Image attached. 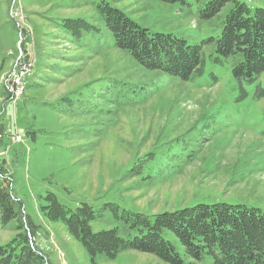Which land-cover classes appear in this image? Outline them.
<instances>
[{"label":"rangeland","instance_id":"374dc122","mask_svg":"<svg viewBox=\"0 0 264 264\" xmlns=\"http://www.w3.org/2000/svg\"><path fill=\"white\" fill-rule=\"evenodd\" d=\"M209 1L0 0V182L31 221L27 238L45 264H92L62 222L44 217L48 193L68 210L111 203L155 215L220 202L264 214V97L252 96L264 89V74L242 86L241 99L231 61H206L186 82L146 71L114 47L98 9L108 4L151 33L200 45L220 35L231 8L205 20ZM237 1L264 9V0ZM66 20L85 25L72 29ZM23 51L36 61L14 98L10 75ZM115 225L104 213L91 228ZM16 226L0 228V245ZM96 263L163 264L130 250Z\"/></svg>","mask_w":264,"mask_h":264},{"label":"trees","instance_id":"16d2710c","mask_svg":"<svg viewBox=\"0 0 264 264\" xmlns=\"http://www.w3.org/2000/svg\"><path fill=\"white\" fill-rule=\"evenodd\" d=\"M152 1L186 5L185 0ZM226 5L231 8L220 35L200 45L170 34L151 33L108 4L98 9L114 47L128 53L146 71L186 82L203 74L206 61L215 66L231 61L242 99L248 97L242 86L254 85L264 74V9H250L237 0H210L200 15L211 19ZM65 22L72 29L85 25L82 20ZM252 96L263 98L264 89L257 85ZM5 186L0 182V228L11 221L17 226L16 236L0 245V264H45V256L32 250L27 238V230L33 228L31 221ZM44 200V217L62 222L92 264L100 257L111 260L123 250L151 255L163 264H203L206 259L212 264H264V214L255 208L212 202L150 215L121 210L111 203L98 210L87 204L68 210L50 193ZM104 213L111 214L116 225L93 231L91 223Z\"/></svg>","mask_w":264,"mask_h":264},{"label":"built area","instance_id":"2783aa9c","mask_svg":"<svg viewBox=\"0 0 264 264\" xmlns=\"http://www.w3.org/2000/svg\"><path fill=\"white\" fill-rule=\"evenodd\" d=\"M18 10L15 11L13 17L16 19L18 17ZM20 21H23V18L20 16L18 18ZM36 59L32 53H28L27 51H23L20 53L19 58L17 59L15 68L10 75L9 81V90L11 95L14 98H18V83L21 82L26 70H30V67L34 65ZM19 139L17 138V141ZM14 141V140H13Z\"/></svg>","mask_w":264,"mask_h":264},{"label":"bare ground","instance_id":"6f19581e","mask_svg":"<svg viewBox=\"0 0 264 264\" xmlns=\"http://www.w3.org/2000/svg\"><path fill=\"white\" fill-rule=\"evenodd\" d=\"M25 82L26 81H23V82L19 83L20 87H19V92H18V98L21 97L23 91L25 90Z\"/></svg>","mask_w":264,"mask_h":264}]
</instances>
